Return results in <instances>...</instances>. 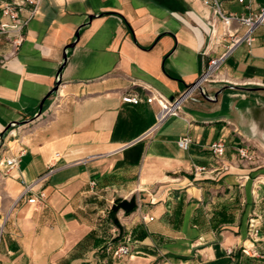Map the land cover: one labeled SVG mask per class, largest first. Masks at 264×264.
Returning a JSON list of instances; mask_svg holds the SVG:
<instances>
[{
    "label": "crops",
    "instance_id": "obj_1",
    "mask_svg": "<svg viewBox=\"0 0 264 264\" xmlns=\"http://www.w3.org/2000/svg\"><path fill=\"white\" fill-rule=\"evenodd\" d=\"M5 1L0 159L21 162L8 174L0 166V264H264V165L242 166L237 154L243 142L259 160L264 150V28L228 57L207 96L140 140L160 108L124 95L172 99L224 51L208 46L204 0H42L32 18L20 10V32L1 29L13 24ZM223 1L238 15L264 6ZM218 141L220 160L210 150ZM50 169L34 187L46 205H16ZM133 198L134 212L112 213ZM124 245L130 255L116 257Z\"/></svg>",
    "mask_w": 264,
    "mask_h": 264
},
{
    "label": "built area",
    "instance_id": "obj_2",
    "mask_svg": "<svg viewBox=\"0 0 264 264\" xmlns=\"http://www.w3.org/2000/svg\"><path fill=\"white\" fill-rule=\"evenodd\" d=\"M229 1V0H225ZM240 5H244L246 0H237ZM42 3V0H19V2L13 0H6L2 8V15L5 18H10L13 22L12 25L2 24L1 29H13L15 31H22L27 25V22H22L19 18V12L25 6L31 7L30 17H34ZM223 0H204V5L212 10V16L209 21L211 27V35L209 45L211 51H214L220 46L224 47V51L218 57L211 58L208 63L203 65V70L191 88H186L183 92L179 93L173 99H168L162 95L151 94L146 98L127 93L122 98L123 103L130 105H140L142 103L153 104L157 103L160 111L157 116V125L148 131L140 140L149 137L167 118L179 117L182 113L184 105L195 95L201 93L207 94L206 86L211 83L220 82L219 72L225 61L229 56L242 44L252 46L255 42L254 33L264 28V6L256 12H251L248 15H238L235 13H227L223 8ZM220 21L222 28H218L217 21ZM23 39L20 36L13 44L18 47L22 43ZM208 49V47H207ZM203 55L207 56L205 51ZM60 78H58L59 81ZM192 145V139L184 137L178 141V147L182 151H188ZM210 150L213 156L220 160L225 156L226 144L223 141H218L210 146ZM239 156V163L242 166H252L258 161L254 149L248 146L247 142H243V146L237 149ZM59 156V155H58ZM21 162V156L10 157L8 159H0V166H3V172L5 174L10 173L14 168L18 167ZM207 172L205 168L195 167L194 174H202ZM53 173L50 169L48 173L42 175L33 184H26L24 190L16 199L15 204H19L23 200L27 199V203L34 206L43 207L47 203V196L44 190L35 193L34 187L36 184L45 182L47 177ZM264 186V183H260ZM95 185V183H92ZM144 221H153L154 218L143 217ZM229 254L232 251H228ZM131 253L130 247L127 245L121 246L115 252V256L118 258H124Z\"/></svg>",
    "mask_w": 264,
    "mask_h": 264
},
{
    "label": "trees",
    "instance_id": "obj_3",
    "mask_svg": "<svg viewBox=\"0 0 264 264\" xmlns=\"http://www.w3.org/2000/svg\"><path fill=\"white\" fill-rule=\"evenodd\" d=\"M137 208L135 199L130 202L117 200L112 208V213L116 214L120 209H124L127 214L134 212Z\"/></svg>",
    "mask_w": 264,
    "mask_h": 264
},
{
    "label": "water",
    "instance_id": "obj_4",
    "mask_svg": "<svg viewBox=\"0 0 264 264\" xmlns=\"http://www.w3.org/2000/svg\"><path fill=\"white\" fill-rule=\"evenodd\" d=\"M59 80H60V79H59ZM194 84H195V83H194ZM194 84L188 86L187 88H188V89L191 88ZM59 85H60V81L57 82L56 87H55L54 91L52 92L53 94L57 92V90H58V86H59ZM52 93H51V94H52ZM51 94H50V95H51ZM176 96H178V95H176ZM205 96H207V95H205ZM173 98H174V97H173ZM173 98H172V99H173ZM42 108H43V105H42L41 108H40V112L42 111Z\"/></svg>",
    "mask_w": 264,
    "mask_h": 264
},
{
    "label": "rangeland",
    "instance_id": "obj_5",
    "mask_svg": "<svg viewBox=\"0 0 264 264\" xmlns=\"http://www.w3.org/2000/svg\"><path fill=\"white\" fill-rule=\"evenodd\" d=\"M257 150V149H256ZM262 155H260V160L258 159V162L261 164V165H264V150H263V153H261Z\"/></svg>",
    "mask_w": 264,
    "mask_h": 264
}]
</instances>
